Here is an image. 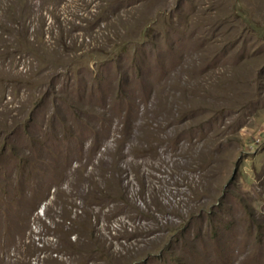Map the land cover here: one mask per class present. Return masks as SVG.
I'll return each instance as SVG.
<instances>
[{"label": "rangeland", "instance_id": "obj_1", "mask_svg": "<svg viewBox=\"0 0 264 264\" xmlns=\"http://www.w3.org/2000/svg\"><path fill=\"white\" fill-rule=\"evenodd\" d=\"M0 264H264V0H0Z\"/></svg>", "mask_w": 264, "mask_h": 264}]
</instances>
